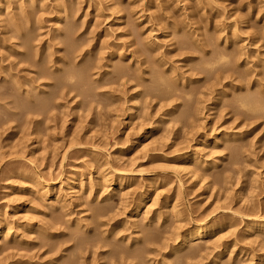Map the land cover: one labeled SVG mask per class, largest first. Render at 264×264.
<instances>
[{
    "label": "rangeland",
    "instance_id": "rangeland-1",
    "mask_svg": "<svg viewBox=\"0 0 264 264\" xmlns=\"http://www.w3.org/2000/svg\"><path fill=\"white\" fill-rule=\"evenodd\" d=\"M23 1L25 0H0V4L9 2L11 8L6 10V13L10 10L16 13L19 7L25 8ZM41 1L36 0V6L37 3L46 6L45 11H41L38 6L39 8L37 7L30 15L31 18L28 17L30 25L26 26V22H23L22 24L25 25L21 28L11 29L7 22L3 26L0 23V78L2 77L0 84L1 82L3 84L0 85V217L4 225L10 229L7 233L15 239L7 241L4 239L7 231L5 227L2 238L0 237V247L11 245L6 252L19 254L12 263L262 264L264 233H250L248 222L249 219H260V216L264 218L262 216L264 215V120L261 117L262 119L260 118L255 124L247 125V128L242 124V127L238 125V119L232 120L234 115L230 114L232 110H237V106L235 104L233 106L231 102L236 94L232 89L240 85L238 82L242 79L231 77V81L234 79L232 83L228 81L229 78L222 80L223 77L231 74L227 72L232 68L229 63H224L223 66H220V63L214 64L212 70L202 65H205L204 60H209L216 53L224 51L222 42L227 38L228 43L237 41V44H241L242 49L244 48L243 52L245 51L246 56L248 54L249 69L251 72L254 69L252 77L251 75L248 77V79L251 77L250 82L257 77H260V80L264 77V0H58V4L66 1L73 4L72 16L69 13L67 19L59 21V24H56L58 21L54 19V8L57 4L55 0ZM119 9L125 11L120 20L116 21V12ZM19 19L27 20L22 16ZM64 23L75 24V33L70 35L75 43L71 38L69 39L72 45H78L81 41L83 44L88 41L91 45L97 42L88 57L93 60L101 59L99 60L101 71L104 70L106 56L111 50L116 55L120 54L117 58L120 57L121 65L124 62L122 67L126 68V77L110 83L109 81L113 80L111 68H108V71H111L103 78L96 73L95 75L90 73L92 76L84 73L82 77L85 75L83 79L86 84L83 82L84 86L80 84L79 87L77 84V87L80 88L81 93L83 90L85 93L89 92L88 96L87 94L82 96L76 92L77 90L74 92L61 90V87L55 88V83L53 84L55 80L51 82L52 78L51 80L38 78L37 84L35 81L24 82V78L34 77L33 70H39L34 66L37 65L38 58L40 61L42 59L44 64L41 65V61L37 67L44 66L48 74L53 68L58 70L63 67L64 70L59 69L57 73V75L60 73V76L64 71L66 72L63 75L72 69V64L68 65V68L60 60L62 56L66 57V49H68V40L64 38L66 30ZM5 29L10 32L6 34ZM26 31L30 34L32 32L31 49L21 45L19 33L27 34ZM184 35H187L186 37L193 43L197 41L200 45H205L203 54L198 52L195 54L192 51L194 55L189 51L186 52L181 42V37L184 38ZM147 41L149 45L155 46L147 47ZM148 48H153L154 53L157 54L154 56L152 55L154 53L149 54ZM142 49L146 55L143 54L144 52L141 53ZM18 50L28 53L24 54L28 57V61L17 54ZM209 54L212 55L211 58L207 56ZM149 56H157L161 62L166 60L167 64L160 67V70L161 68L163 70L158 71L162 72L165 78L167 77L165 80L173 90L170 94L177 97L171 103L175 104L169 113L172 115L166 116L165 119L162 115L166 114L167 107L163 105L168 100L165 101L160 93L164 85L157 84L159 81L150 71L155 70V66L149 63ZM89 58L86 56L84 59L88 61ZM117 58L113 64L119 61ZM79 60L78 58L77 61ZM77 66L74 68L82 69V65ZM199 66L201 70L197 69ZM219 67L222 69L219 70ZM237 67L239 66L234 65L233 70L235 71ZM45 69L42 67V70ZM172 75L176 80L174 78L170 80ZM12 76H15V79ZM153 77L156 78L154 82ZM96 78H100L102 84L107 81L108 83L100 87L102 84L99 85ZM12 79L22 81L20 92L27 90L28 95L32 94L35 99H38L42 92L45 95H41L39 99L50 97L52 106L50 103L51 108L46 111L48 113L27 112V108L31 105L25 102L15 104L14 107L5 106L10 92L14 91V95L17 94ZM92 79H95L94 84L91 82ZM6 80L11 81L12 84L7 83ZM87 81L88 84L92 83L88 91ZM260 82L264 85V79ZM244 83L245 81L242 80L241 85ZM220 86L229 87L227 92L225 91L227 97H222L221 101L216 99V92ZM253 87L250 90L256 92ZM212 88L215 93L211 91L210 95L208 92ZM262 89L264 90L263 87L256 90L262 91ZM189 90H192L189 103L196 101L199 115L196 114L192 120L182 121L178 118L188 100V97L184 98V94ZM135 94H138L137 98L133 97ZM19 97L17 98L16 95L15 99L22 101V97ZM2 98L7 101H3ZM134 99L140 100L137 104L140 108L131 111ZM228 110L231 112L229 113ZM157 122H159L158 126L155 127ZM217 137V144H213V139ZM130 146H134V149L129 150ZM188 155L192 156V160L184 163ZM115 171L122 172L121 181H118L116 175L118 176L119 173ZM39 177L41 183L55 182L49 187L50 192L46 196L41 194L44 189L42 191L40 185L36 184L35 178ZM99 177H104L105 181L101 183ZM80 180L83 188L77 191L71 189ZM154 180L157 185H154ZM118 183L121 187L117 188L115 185ZM149 185L152 187L151 192L154 193L147 202L148 207L143 209L139 217H134L132 220L129 214L135 207L137 198ZM122 189L125 192L123 194ZM54 195L60 196V201L51 205L49 201L42 200L46 197L53 199ZM151 205L155 206L151 207ZM172 205L175 206V214L178 211V214H181L177 216L178 220L175 214L173 217V213L168 217L164 216L165 208ZM98 206L107 207L103 211L104 214L103 212L99 214L101 207L97 210ZM57 214L62 218L61 223L59 221L56 224L54 216ZM186 215L188 218L185 217ZM168 218L171 221L167 223L164 219L168 220ZM131 220L135 224L131 223ZM177 221L180 226L184 225L182 229L212 221H218L220 228L215 235H212L213 238L206 237L199 245L190 246L172 255L169 245L160 246L159 243L164 237L169 236ZM168 225L171 228L167 227ZM133 237H138V240L132 241ZM153 238H158V241L150 245L152 249L149 247L148 250H140V257L133 253L143 248L142 242ZM218 245L222 248L219 253L216 249ZM3 257L0 255V264H4Z\"/></svg>",
    "mask_w": 264,
    "mask_h": 264
},
{
    "label": "bare ground",
    "instance_id": "bare-ground-1",
    "mask_svg": "<svg viewBox=\"0 0 264 264\" xmlns=\"http://www.w3.org/2000/svg\"><path fill=\"white\" fill-rule=\"evenodd\" d=\"M8 1H11V0H8ZM43 1V0H42ZM41 1V2H42ZM57 1L58 0H55V3H57ZM247 1V0H246ZM259 1V0H258ZM61 2V1H60ZM69 2V1H68ZM67 1L66 2H64V3H60V4H56L55 5V8H54V15H55V17H54V19L56 20V21H58V23L56 22V24H59V21L61 22V21H64V19H67L66 17H68L67 15H69V13L71 14L70 16H72V12H71V9L73 8V4H72V2L70 3H68ZM249 2V1H248ZM40 4V3H39ZM38 3H37V5L40 7H38V6H36V0H25V1H23V5H25L24 7L25 8H21V7H19L18 8V11L16 10V9H14V10H16L17 12L15 13V11H9V12H7L6 13V10H9V8H11V7H9V2H5L4 4H0V23L2 24V26L5 24V22H7V24L8 25H10V26H8V27H10L11 29H16L17 27L18 28H21V26H24L25 24H26V26L27 25H30V22H29V18H31V16L30 15H32L34 12H35V10L37 9V7L41 10V11H45V7L46 6H44V5H39ZM247 4V3H246ZM249 4V3H248ZM261 4V3H260ZM33 5V6H32ZM96 5V4H95ZM10 6H12V5H10ZM33 8H32V7ZM87 6H89V5H87ZM113 6V5H112ZM136 6H137V4H136ZM13 7V6H12ZM29 7H31L30 9H28ZM78 7H80V6H78ZM130 7V6H129ZM139 7H141V6H139ZM77 8V7H76ZM111 8V7H110ZM113 8H115V7H113ZM112 8V9H113ZM119 8V7H118ZM259 8H261V7H259ZM147 9V8H146ZM149 9V8H148ZM77 10V9H76ZM114 10V9H113ZM116 10V9H115ZM129 10V9H128ZM142 10V9H141ZM262 10V9H261ZM81 11V10H80ZM79 11V12H80ZM98 11V10H97ZM125 11V10H124ZM124 11H122V10H117V12H116V17H115V19H116V21H119L120 20V18L123 16V12ZM135 12V11H134ZM43 13V12H42ZM135 13H137V12H135ZM135 13H133V14H135ZM140 13V12H139ZM142 13V12H141ZM158 13V12H157ZM165 13V12H164ZM19 14H21L20 16H22V18H24V19H27L26 21H24L23 19L22 20H20L19 19V17L20 16H18ZM94 14V13H93ZM97 14V13H96ZM98 15V14H97ZM156 15V14H155ZM135 16V15H134ZM134 16H132V17H134ZM139 16V15H138ZM29 17V18H28ZM33 17V16H32ZM155 17V16H154ZM161 17V16H160ZM71 18V17H70ZM73 18V17H72ZM95 18V17H94ZM126 18V17H125ZM124 18V19H125ZM155 18H157V16L155 17ZM156 20V19H155ZM66 21H68V20H66ZM69 21H70V19H69ZM74 21V20H73ZM136 21V20H135ZM25 23L24 25L22 24V23ZM52 22V21H51ZM54 22V23H55ZM96 22V21H95ZM70 23V22H69ZM135 23V22H134ZM6 24V25H7ZM77 24V23H76ZM93 24V23H92ZM64 27H65V40L67 41L68 40V42H67V44H68V49H66L67 50V53L65 54V58H64V56H62V58H63V60H62V58L60 59L62 62H63V64H64V66L66 67H68L69 68V66L68 65H71V66H73L72 67V69H69V71H67L68 73H66L65 75H63L64 74V72H66V71H64L63 72V74H62V76H60L61 74L59 73V75H57V73L60 71L59 69H61V68H58V70L57 69H54L53 67V73L51 74H48L49 72L45 69V67L44 66H42L44 69H45V71L44 70H42V67L41 66H38L37 67V65H40L39 63L42 61V59H41V61H40V59L38 58V60L36 61V64L37 65H35L34 64V66H36V69L37 68H39V70H33V74H34V77H30V78H24L23 80H24V82H34L35 81V83L37 84V82H38V78L39 79H48V78H50V80H51V78H52V80H51V82L53 81V80H55V82H53V84L55 83V88H62L61 90H64V89H67V90H69V91H74L75 92V90H77L76 92L78 93L79 92V94H82V96L83 95H85L86 96V94H87V96H88V94H89V92H87V93H85L84 91L85 90H83V93H81L80 92V84H83V86L86 84L85 83V79H83L84 77H85V75L82 77V74H84V73H91V74H94L95 75V73L96 74H99L100 75V78H103V76H105V75H107L108 73H110V71L111 70H109L108 71V68H111L112 69V75H113V77H112V81H109L110 83H112V82H117L118 80H120V79H122L123 77H126V68H123L122 67V65L124 64V62H123V64L121 65L120 63H122L119 59H120V57H119V59L117 58L118 56H120V54L119 55H116V53L114 52V51H112L111 50V52L110 53H108L107 54V59H106V61H105V64H104V70L103 71H101L102 69H101V67L99 66V60H101V59H97V60H93L92 58H89L88 56H89V54H90V52L92 51V48H93V45H97L96 43L97 42H95V43H93L92 45L87 41H85L86 42V44L87 43H89V45H86V44H83V42L81 41L78 45H72V42L70 41L69 42V39L71 38L70 37V35L73 33H75L74 32V25L75 24H68V23H64ZM96 25V24H95ZM94 25V26H95ZM92 26V25H91ZM1 27V26H0ZM7 27V28H8ZM28 27H30V26H28ZM31 27H32V25H31ZM63 27V28H64ZM139 27V26H138ZM5 28V27H4ZM9 28V29H10ZM58 28V27H57ZM10 29V30H11ZM29 29V28H28ZM6 30V29H5ZM27 30V29H26ZM130 30V29H129ZM62 31V30H61ZM219 31V30H218ZM4 32H6V34L8 33V32H10V31H8L7 32V30L6 31H4ZM27 32V34H23V33H19V35H20V38H21V45H23V47L25 46L26 48L27 47H29L30 48V46H31V41H33L32 40V36H31V34H32V32H31V34L29 33L30 32V30H29V32L28 31H26ZM26 32H24V33H26ZM141 32V31H140ZM223 32V31H222ZM17 32H15V34H16ZM126 33V32H125ZM187 33V32H186ZM4 34V33H3ZM63 34V33H62ZM223 34V33H222ZM57 35V34H56ZM76 35V34H75ZM220 35H221V33H220ZM220 35H219V37H220ZM258 35V34H257ZM9 36H11V35H9ZM73 36V35H72ZM187 35H184V38L183 37H181L182 38V40H181V42H183V44L182 45H184V47H185V50H186V52H188L189 51V53H192V54H194L193 52H195V54H196V52H198V54H203V46H205V45H200V43H198L197 41H194V43L188 38V37H186ZM191 36V35H190ZM260 36V35H259ZM12 37V36H11ZM212 37V36H211ZM225 37V36H224ZM230 37H231V35H230ZM234 37V36H233ZM8 38V37H7ZM55 38V37H54ZM94 38V37H93ZM98 38V37H97ZM190 38H192V37H190ZM194 38V37H193ZM10 39V38H9ZM8 39V40H9ZM62 39V38H61ZM90 39V38H89ZM146 39V38H145ZM211 39V38H210ZM217 39V38H216ZM252 39V38H251ZM256 39V38H255ZM63 40V39H62ZM71 40L72 41H74L72 38H71ZM142 40V39H141ZM170 40V39H169ZM196 40V39H195ZM224 40V39H223ZM79 41V40H78ZM91 41V40H90ZM149 41V40H148ZM147 41V42H148ZM172 41V40H171ZM200 41H202L201 39H200ZM216 41V40H215ZM257 41V40H256ZM259 41V40H258ZM5 43H6V41H4ZM102 42H103V40H102ZM196 42V43H195ZM213 42V41H212ZM224 42V43H223ZM222 42V46H223V49H224V51L223 52H218V54L216 53L212 58L210 57V56H212V55H207V56H209L211 59H209V60H207L206 59V61L202 58V60H204V62H205V65L203 64L202 66H206V68L208 67L209 68V70H212V67H213V65L214 64H217V63H220L219 65L221 66H223V64L224 63H229L230 65L229 66H231L232 68H229V70L227 71V72H230L231 74H229L228 76H225V77H221L222 78V80H225V79H228V81L230 80H232L231 79V77H233L234 78V76H235V78L234 79H242V80H244L245 81V83L243 84V85H241V82H242V80H241V82L239 81L238 82V84L240 83V85H236V86H234L233 87V92L234 93H236V94H234L235 95V97L233 98V101H231L232 102V105L234 106V104L237 106V110H232V112L231 111H229V113L231 112V114L230 115H234V118L232 119V120H239V124L238 125H240L241 127H242V125H244L245 126V128H247V125H250V124H252V123H254L255 124V122H257L261 117L263 118V120H264V90L262 89V91H258V90H256L257 88L259 89V88H261V87H263L264 88V85L260 82L262 79H264V77H262V79L260 80V77H257V79L256 80H253L252 82H250V78L252 77V72L254 71V69H252V72H251V70L249 69L250 67L248 66L249 65V63L247 62V56H248V54H247V56H246V54L243 52V49H242V47H241V44H237L238 42L237 41H234V43L232 42V44L231 43H228V40H227V38H226V40H224ZM71 43V44H70ZM74 43H75V41H74ZM209 43V42H208ZM211 43V42H210ZM242 43V42H241ZM256 43V42H255ZM258 43V42H257ZM256 43V44H257ZM105 44V43H104ZM144 44V43H143ZM147 44V43H146ZM151 44V43H150ZM175 44V43H174ZM173 44V45H174ZM180 44V43H179ZM219 44V43H218ZM253 44H254V42H253ZM252 44V45H253ZM264 44V43H263ZM21 45H19V46H21ZM69 45H70V47H69ZM102 45V44H101ZM154 44H152V46H153ZM172 45V44H171ZM213 45V44H212ZM215 45V44H214ZM248 45V44H247ZM262 45V44H261ZM36 46V45H35ZM143 46V45H142ZM152 47L151 45H149V42H148V45H147V47ZM155 46V45H154ZM243 46V45H242ZM250 46V45H249ZM254 46V45H253ZM257 46V45H256ZM264 46V45H263ZM262 46V47H263ZM15 47V46H14ZM66 47V48H67ZM99 47H100V45H99ZM146 47V46H145ZM157 47V46H156ZM182 47V46H181ZM207 47V46H206ZM209 47V46H208ZM221 47V46H220ZM2 48V47H1ZM22 48V47H21ZM20 48V49H21ZM34 48H36V47H34ZM101 48V47H100ZM158 48V47H157ZM170 48V47H169ZM259 48H261V47H259ZM28 49V48H27ZM31 49V48H30ZM29 49V50H30ZM102 49V48H101ZM112 49H114V48H112ZM141 49V48H140ZM145 49V51H146V53H148L147 52V50H146V48H144ZM148 49H150V48H148ZM152 49V50H151ZM150 50H148L150 53L149 54H151V53H154V49L153 48H151ZM257 49V48H256ZM2 50H4V49H2ZM94 50V49H93ZM109 50V49H108ZM115 50V49H114ZM133 50H135V49H133ZM132 50V51H133ZM156 50V49H155ZM10 51V50H9ZM26 51V50H25ZM99 51H100V49H99ZM131 51V52H132ZM138 51V50H137ZM145 51H143V49L141 50V53L142 52H144L143 54H145ZM191 51V52H190ZM193 51V52H192ZM220 51V50H219ZM222 51V50H221ZM247 51V50H246ZM1 52V51H0ZM17 52V54L20 56V57H23L24 59H27L28 57L26 56L28 53L27 52H22L21 50H18V51H16ZM15 52V53H16ZM29 52V51H28ZM31 52H33V51H31ZM117 52V51H116ZM174 52V51H173ZM209 52V51H208ZM213 52H215V51H213ZM14 53V52H13ZM21 53V54H20ZM106 53V52H105ZM139 53H140V50H139ZM159 53V52H158ZM168 53V52H167ZM249 53V52H248ZM251 53H253V52H251ZM256 53V52H255ZM4 54V53H3ZM24 54H26L25 56H24ZM122 54V53H121ZM138 54V53H137ZM155 54H157V52L156 53H154V54H152L153 56L155 55ZM166 54V53H165ZM169 54V53H168ZM188 54V53H187ZM194 54V55H195ZM260 54V53H259ZM10 55V54H9ZM17 55V56H18ZM94 55V54H93ZM116 55V56H115ZM146 55V54H145ZM164 55V54H163ZM6 56H7V54H6ZM34 56V55H33ZM32 56V57H33ZM83 56V57H82ZM87 56V58H89V60L87 61V60H85L84 58ZM115 56V57H114ZM159 56H160V54H159ZM158 56V57H159ZM206 56V57H207ZM30 57V56H29ZM93 57V56H92ZM137 57V56H136ZM163 57V56H162ZM198 57V56H197ZM260 57V56H259ZM19 58V57H18ZM23 58H21V59H23ZM78 58L80 59L79 61H77L78 60ZM118 59L117 61L118 62H116L115 64H113V61L115 60V59ZM139 58V57H138ZM149 60H150V62L149 63H151V65L153 64L154 66H155V70H150L151 72H152V74L157 78V81H159V82H157V84L158 83H160L162 86L164 85V88L161 90V96H162V98H164V100L165 101H167V102H165L164 100H163V102H165L166 104L165 105H163L164 107L166 106L167 108V110L165 109V111H166V114L165 115H162L163 117H164V119H165V117L167 116L168 117V115H169V113L172 111V109L174 108V105L173 104H171V103H173L172 101H175V99H177V97L175 98V96H173V94L171 95L170 93H171V91H173V90H171L172 88L169 86V84H167L168 82H166L167 80H165V79H167V77L165 78L163 75V73L162 72H159V71H161V70H163L162 68H161V70H160V67H162L163 65L165 66V59H164V62L162 61H160V58H158L157 59V56L156 57H151V56H149ZM164 58V57H163ZM253 58V57H252ZM8 59H9V57H8ZM92 59V60H91ZM171 59V58H170ZM250 59V58H249ZM1 60H2V58H1ZM32 60V59H31ZM162 60V59H161ZM191 60V59H190ZM194 60V59H193ZM201 60V59H200ZM202 60H201V62H202ZM211 60V61H210ZM228 60H229V62H228ZM257 60V59H256ZM9 61V60H8ZM27 61H28V59H27ZM103 61V60H102ZM142 61V60H141ZM207 61H209V62H207ZM50 62H51V60H50ZM57 62H59V61H57ZM137 62V61H136ZM143 62V61H142ZM204 62H202V63H204ZM256 62V61H255ZM261 62H262V60H261ZM264 62V61H263ZM53 63V62H52ZM101 63V62H100ZM145 63V62H144ZM172 63V62H171ZM222 63V64H221ZM256 63H258V62H256ZM42 64H44V62L42 61V63H41V65ZM54 64V63H53ZM167 64V63H166ZM255 64V63H254ZM30 65V64H29ZM77 65H82V69L80 68V69H78L79 67H81V66H77ZM114 65V66H113ZM127 65V64H126ZM152 65V66H153ZM239 66V67H237V69L234 71L233 70V66ZM63 66V65H62ZM71 66H70V68H71ZM74 66L76 67H78V68H74ZM147 66V65H146ZM163 66V67H164ZM167 66V65H166ZM256 66H257V64H256ZM259 66V65H258ZM260 66H262V65H260ZM259 66V67H260ZM13 67V66H12ZM41 67V68H40ZM135 67V66H134ZM158 69H157V68ZM197 67H198V65H197ZM201 66H199V68H197V69H202V68H200ZM215 67V66H214ZM226 67H228V66H226ZM32 68V67H31ZM49 68V67H48ZM153 68V67H152ZM171 68H173V67H171ZM170 68V69H171ZM175 68V67H174ZM196 68V67H195ZM221 67H219V70H221L220 69ZM66 69V68H65ZM137 69V68H136ZM149 69V68H148ZM151 69V68H150ZM157 69V70H156ZM214 69V68H213ZM225 68H223V70H224ZM62 70H64L63 69V67H62V69H61V71ZM159 70V71H158ZM173 70V69H172ZM204 70V69H203ZM232 70L234 71V73L232 72ZM239 70H241V71H243V72H241V71H239ZM255 70H256V68H255ZM9 71H10V69H9ZM47 71V72H46ZM142 71V70H141ZM169 71V70H168ZM214 71V70H213ZM213 71H211V73L213 72ZM216 71V70H215ZM225 71V70H224ZM11 72V71H10ZM128 72V71H127ZM164 72V71H163ZM171 72V71H170ZM169 72V73H170ZM55 73V74H54ZM62 73V72H61ZM161 73V74H160ZM167 73V72H166ZM175 73V72H174ZM263 73V72H262ZM90 74V75H91ZM136 74V73H135ZM151 74V73H150ZM151 74V75H152ZM226 74V73H225ZM10 75H13V74H10ZM9 75V76H10ZM145 75V74H144ZM214 75V74H213ZM216 75V74H215ZM251 75V77L248 79V77ZM260 75V74H259ZM264 75V74H263ZM86 76H88V75H86ZM92 76V75H91ZM136 76H137V74H136ZM171 76V74H169V76L168 77H170ZM7 77V76H6ZM12 77H14L13 79H15V76H12ZM12 77H10V78H12ZM129 77V76H128ZM130 77H132V75L130 76ZM129 77V78H130ZM155 77H153V82L154 81H156V78ZM216 77V76H215ZM2 78V77H1ZM1 78H0V80H1ZM100 78H96V82L98 83L99 82V85H100V83L102 84V81H100ZM137 78V77H136ZM172 78H174L173 77V75H172V77L170 78V80L172 79ZM5 79V78H4ZM12 79V80H13ZM20 79V78H19ZM128 78H126V80H127ZM139 79V78H138ZM140 79H142V78H140ZM175 79V78H174ZM234 79H233V81H234ZM239 79V80H240ZM10 80V79H9ZM9 80L7 81V83H11V81L9 82ZM17 80V79H16ZM95 80V79H94ZM93 79H92V81L91 82H93L94 81ZM169 80V79H168ZM176 80V79H175ZM215 80V79H214ZM222 80L220 79V81L222 82ZM2 81V80H1ZM37 81V82H36ZM74 81V82H73ZM106 81V80H105ZM130 81V83H131V80H129ZM142 81V80H141ZM173 81V80H172ZM195 81V80H194ZM219 81V82H220ZM233 81H231V83L233 82ZM85 84H84V83ZM88 82L89 81H87V85H86V90L88 91V87L90 86V84H92V83H89L88 84ZM127 82V81H126ZM125 82V83H126ZM144 82V81H143ZM166 82V83H165ZM170 82V81H169ZM220 82V83H221ZM235 82H237V81H235ZM251 84H250V83ZM20 83L22 84V81H14L13 80V84H14V86L13 87H15L14 89H15V91H16V95H17V98L19 97L18 95H21L20 97H22V99L24 100H22V101H19V99L18 100H16L15 99V96L16 95H14V91H12V92H10V94L7 96V100L6 99H3L4 97H5V95H3L4 97L2 98V100L4 101H7V103H5V104H7V105H5V106H9V105H13L12 107H14V106H16V105H18L19 103H22V102H25V103H30V105H28V106H30L29 108H27V112H30V113H34V114H41V113H43V114H45V113H48V112H46V111H48V109L49 108H51L50 107V97H47V96H45V97H47L46 99L45 98H43L42 100L41 99H39L40 98V96L41 95H45V94H43V92H42V94L40 95V96H38V99L36 98H33L31 95H28V93L26 92V91H22V92H20ZM106 83H108V81L107 82H103V84L100 86V87H103L104 86V84H106ZM128 83V82H127ZM139 83H141V82H139ZM182 83V82H181ZM1 84H2V82H1ZM0 84V85H1ZM12 84V83H11ZM49 84V83H48ZM77 84H79V87H77L78 85ZM93 84H94V82H93ZM115 84V83H114ZM155 84V83H154ZM3 85V84H2ZM5 85V84H4ZM24 85H25V83H24ZM43 85V84H42ZM132 85V84H131ZM234 85V84H233ZM51 86V85H50ZM82 86V87H83ZM108 86V85H107ZM116 86V85H115ZM181 86V85H180ZM187 86V85H186ZM191 86V85H190ZM194 86V85H193ZM214 86V85H213ZM254 86V87H253ZM25 87V86H24ZM38 87H39V85H38ZM53 87H54V85H53ZM92 87V86H91ZM93 87H94V85H93ZM106 87V86H105ZM252 87H253V89L255 88V91L256 92H254V90L253 91H251L250 89H252ZM78 88H79V91H78ZM97 88V87H96ZM98 88H99V86H98ZM112 88V87H111ZM185 88H187V87H185ZM227 88H229V87H221L220 86V88L217 90L218 92H216V95H217V100H220L221 101V99H222V97H227L226 96V92H227ZM10 89V88H9ZM16 89H18V90H16ZM161 89V88H160ZM190 89V88H189ZM248 89V90H247ZM13 90V89H12ZM29 90V89H28ZM59 90V89H58ZM92 90H94V89H92ZM178 90V89H177ZM195 90V89H194ZM261 90V89H260ZM33 91V90H32ZM36 92L38 91V90H35ZM42 91V90H41ZM53 91V90H52ZM90 91V90H89ZM155 91V90H154ZM182 91H184V89L182 90ZM199 91H201V90H199ZM208 91V90H207ZM209 91L210 92H208L210 95H211V93L214 91L213 90V88L212 89H209ZM212 91V92H211ZM226 91V92H225ZM228 91H229V89H228ZM231 91V90H230ZM252 93H251V92ZM34 92V91H33ZM135 92V91H134ZM186 92V91H185ZM185 92H182V93H185ZM194 92V91H193ZM254 92V93H253ZM159 93V92H158ZM214 93H215V91H214ZM40 94V93H39ZM58 94V93H57ZM206 94V93H205ZM232 94V93H231ZM48 95V94H47ZM132 95V94H131ZM148 95V94H147ZM157 95V94H156ZM180 95V94H179ZM192 95V90L190 91L189 90V92H187L186 94H184V98H185V96L186 97H188L187 99V102H186V104L184 105V108H182L183 110L181 111V113L179 114V118L178 119H180V120H182V121H188V120H192L193 118H195L196 117V114H197V112H198V109H199V107L197 106V103H196V101H195V103H193L192 102V98H190V102H192V103H189V97ZM194 95V94H193ZM198 95V94H197ZM34 96V95H33ZM81 96V95H80ZM81 96V97H82ZM137 96H138V94H135L133 97H136L137 98ZM19 97V98H20ZM34 97H36V95L34 96ZM42 97H44V96H42ZM52 97V96H51ZM57 97H58V95H57ZM89 97H90V95H89ZM132 97V98H133ZM192 97V96H191ZM211 97V96H210ZM228 97H229V95H228ZM52 98H55V97H52ZM84 98V97H83ZM135 98V99H136ZM159 98V97H158ZM134 99V100H135ZM231 99V98H230ZM0 100H1V96H0ZM56 100V99H55ZM133 100V101H134ZM139 100V99H138ZM138 100H135V102H134V104H133V108H132V110L131 111H134V109H136V108H140L137 104H138ZM157 100V99H156ZM160 100H162L161 98H160ZM140 101V100H139ZM106 103V102H105ZM201 103H202V101H201ZM220 103H222V102H220ZM227 103H229V102H227ZM16 104V105H15ZM81 104V103H80ZM159 104V103H158ZM198 104H200V103H198ZM223 104V103H222ZM4 105V104H3ZM108 105V104H107ZM230 105V104H229ZM51 106H52V103H51ZM144 106V105H143ZM162 106V105H161ZM160 106V107H161ZM9 107H11V106H9ZM8 107V108H9ZM54 107H52V109H53ZM147 108V107H146ZM161 108H163V107H161ZM230 109H233V108H230ZM144 110V109H143ZM160 110V109H159ZM158 111V110H157ZM164 111V110H163ZM201 112V111H200ZM138 113H140V112H138ZM154 113H155V111H154ZM162 113V112H161ZM168 113V114H167ZM28 114V113H27ZM42 114V115H43ZM146 114V112L144 113V115ZM164 114V113H163ZM154 115H156V113L154 114ZM172 114H170L169 116H171ZM178 115V114H177ZM197 115H199V114H197ZM34 116V115H33ZM142 116V115H141ZM37 117V116H36ZM150 117V116H149ZM154 117V116H153ZM230 117V116H229ZM233 117V116H232ZM145 118V117H144ZM144 118H143V120H144ZM147 118V117H146ZM145 118V119H146ZM155 118V117H154ZM162 118V117H161ZM171 118V117H170ZM261 118V119H262ZM159 119V120H158ZM158 121H160L161 119L158 117ZM163 119V120H164ZM231 119H230V121H231ZM32 120V119H31ZM35 120V119H34ZM175 120V119H174ZM37 121H40V120H37ZM141 121V120H140ZM148 121V120H147ZM177 121V120H176ZM149 122V121H148ZM178 122V121H177ZM193 122V121H192ZM235 122V121H234ZM40 123V122H39ZM147 123V122H146ZM158 123L159 122H157L156 123V125H155V127H157L158 126ZM242 124V125H241ZM262 124H263V122H262ZM35 125H36V121H35ZM31 126V125H30ZM259 126V125H258ZM257 126V127H258ZM252 127V126H251ZM262 127V126H261ZM264 127V126H263ZM255 129V128H254ZM256 130V129H255ZM264 131V130H263ZM38 132V131H37ZM242 131H240V134H242L241 133ZM253 132V131H252ZM34 134V133H33ZM239 134V133H238ZM239 134V135H240ZM34 135H36V134H34ZM231 135V134H230ZM234 135V134H233ZM243 136H244V133H243ZM230 139V138H229ZM213 141L214 142H212L213 144H217V141H218V137L217 138H214L213 139ZM206 146V145H205ZM134 146H130L128 149L129 150H133L134 148H133ZM136 149V148H135ZM202 149V148H201ZM195 155V154H194ZM193 155V156H194ZM197 158V157H196ZM192 160V156H190V155H188L185 159H184V163H187V162H189V161H191ZM195 161V160H194ZM182 162V161H181ZM196 162V161H195ZM201 163V162H200ZM191 164V163H190ZM184 165V164H183ZM186 165V164H185ZM198 165H199V163H198ZM201 165V164H200ZM209 165V164H208ZM207 165V166H208ZM103 172V171H102ZM101 172V173H102ZM105 172V171H104ZM115 172H117V173H119L118 174V176L116 175V177H117V179H118V181H121L122 180V177H123V175H122V172L121 171H115ZM68 175V174H67ZM66 175V176H67ZM70 175V174H69ZM107 175V174H106ZM105 175V176H106ZM192 175H194V174H192ZM104 176V177H105ZM201 176V175H200ZM70 176H68V178H69ZM104 177L103 178H100L101 179V183H103L105 180H104ZM36 179V184H38V185H40V187H41V189H42V191H43V189H44V191L43 192H41V194H43L44 196H46V195H48V193L50 192L49 190V187L51 186V185H53V183H55V182H53V181H48V182H45V183H41V178L39 177V178H35ZM203 179V178H202ZM157 180V179H156ZM60 181V180H59ZM67 181V180H66ZM83 182V181H82ZM98 182V181H97ZM151 182H152V180H151ZM154 185H157V182H155V180H154ZM153 184V183H152ZM97 185H98V183H97ZM100 185V184H99ZM151 185V184H150ZM148 186V188H147V190L142 194V195H140V197H138L137 198V200H136V202H135V207L134 208H132V210H131V212H130V214H129V217L133 220V218L134 217H139V215L140 214H142V211H143V209L145 208V207H148L147 206V202L151 199V197H152V195H153V193L154 192H151V189H152V187L151 186ZM107 186V185H106ZM120 186V184L118 183V184H116L115 185V187H119ZM153 186V185H152ZM82 187V184H81V180L79 181V182H77L75 185H73L72 187H71V189H73L74 191L76 190H79L80 188ZM121 187V186H120ZM154 187V186H153ZM83 188V187H82ZM102 189V188H101ZM123 190V189H122ZM129 190H130V188H129ZM90 191V190H89ZM125 191H127V190H125ZM59 192V191H58ZM92 192V191H91ZM179 192V191H178ZM120 193V192H119ZM123 193H125L124 192V190H123V192H122V194ZM127 193V192H126ZM121 194V195H122ZM126 195V194H125ZM128 195H129V193H128ZM55 196V195H54ZM124 196V195H123ZM125 197V196H124ZM123 197V198H124ZM177 198H178V196H176ZM44 198V197H43ZM53 198V197H52ZM88 199V198H87ZM92 199V198H91ZM127 199V198H126ZM44 202H47V201H49V204L51 203V205H52V203H54V202H57V201H60V196H55L53 199H51V198H48V197H46V198H44V199H42ZM41 200V201H42ZM89 200V199H88ZM87 200V201H88ZM108 200V199H107ZM121 201H122V199H120ZM125 200V199H124ZM85 201H86V198H85ZM97 201V200H96ZM155 201H156V199H155ZM178 201V200H177ZM104 202V201H103ZM107 202H109V201H107ZM175 202V201H174ZM174 202H172V203H174ZM61 203V202H60ZM95 203V202H94ZM156 203H157V201H156ZM176 203V202H175ZM58 205H59V203H57ZM125 204H127L126 202H125ZM125 204H124V206H125ZM154 204H155V202H154ZM40 205V204H39ZM61 205V204H60ZM64 205H66V204H64ZM149 205V204H148ZM48 206V205H47ZM53 206H55V205H53ZM153 205H151V207H152ZM155 206V205H154ZM153 206V207H154ZM63 206H61V208H62ZM101 207V208H100ZM105 207V208H104ZM104 207H102V206H98L97 207V210H98V208H100L99 209V214H102V212L103 211H105V209L107 208L106 206H104ZM126 207V206H125ZM125 207H123V208H125ZM64 208H65V206H64ZM96 208V207H95ZM122 208V207H121ZM53 209V208H52ZM113 209V208H112ZM162 209V208H161ZM160 209V210H161ZM175 206L174 205H172L171 207H166L165 208V215L164 216H170V213H173V217H174V214L176 213L175 212ZM178 209V208H177ZM181 209V208H180ZM58 210V209H57ZM126 210V209H125ZM147 210V209H146ZM158 210V209H157ZM159 210V211H160ZM163 210V209H162ZM252 210V209H251ZM61 211V210H60ZM64 211V210H63ZM86 211V210H85ZM147 211H149V210H147ZM57 212V211H56ZM67 212V211H66ZM88 212V211H87ZM95 212V211H94ZM146 212V211H145ZM164 212V211H163ZM180 212H181V210H180ZM48 213V212H47ZM58 213V212H57ZM60 213V212H59ZM96 213V212H95ZM119 213V212H118ZM149 213V212H148ZM160 213H162V211L160 212ZM178 213H179V211H178ZM175 214L176 215V219H177V216L178 215H181V214ZM182 213V212H181ZM52 214H53V212H52ZM62 214V213H61ZM103 214H104V212H103ZM124 214V213H123ZM146 214V213H145ZM144 214V215H145ZM154 214V213H153ZM164 214V213H163ZM163 214H161V215H163ZM64 215V214H63ZM62 215V216H63ZM67 215V214H66ZM147 215V214H146ZM157 215V214H156ZM161 215H160V218H161ZM261 215V214H260ZM93 216V215H92ZM97 216H98V214H97ZM96 216V217H97ZM262 216H264L263 214H262ZM52 217V216H51ZM84 217V216H83ZM98 217H100V215L98 216ZM163 217V216H162ZM186 218H188L187 217V215L185 216ZM259 217V216H258ZM62 217H60V215L59 214H57L56 216H54V219H55V222H56V224L60 221V219H61ZM85 218V217H84ZM87 218V217H86ZM85 218V219H86ZM146 218V217H145ZM158 218V217H157ZM156 218V219H157ZM159 218V219H160ZM180 218V217H179ZM2 218L0 217V237L2 236V234H3V232L5 231V225H4V222H3V220H1ZM54 219H52V220H54ZM88 219V218H87ZM96 219V218H95ZM65 220V219H64ZM99 220V219H98ZM98 220H96V222L98 221ZM131 220V221H132ZM143 220V219H142ZM167 223H168V221L170 220L169 218H168V220H166V219H164ZM178 220V219H177ZM184 220V219H183ZM66 221V220H65ZM88 221V220H87ZM136 221V220H135ZM146 221V220H145ZM150 221V220H149ZM171 221V220H170ZM172 221H174V220H172ZM176 221V220H175ZM185 221V220H184ZM49 222V221H48ZM63 222V221H62ZM90 222V221H89ZM100 222V221H99ZM158 222V221H157ZM181 222V221H180ZM218 222V221H217ZM216 221H212V222H209V223H205V224H194L193 226H191L190 228H187V229H182L181 227H184V225L183 226H180V223H179V221H177V223H179V225H177V223H176V225H175V227L171 230L170 228H171V226H167V227H170V228H168V229H170L171 231L169 232V236L168 237H164V239H163V241L162 242H160L159 243V245L160 246H163L164 244L165 245H169V251H170V254H176L177 253V251H182V250H185V249H187V248H190V246H197V245H199L200 243H202V241L206 238V237H210V236H212V235H215L216 234V231H217V229H219L218 228V223H217ZM220 222V221H219ZM50 223V222H49ZM60 223H61V221H60ZM64 223H66V222H64ZM76 223V222H75ZM94 223H95V221L93 222V225H94ZM102 223V222H101ZM131 223H134L135 224V222H131ZM138 223V222H137ZM137 223H136V225H137ZM186 223V222H185ZM51 224V223H50ZM53 224V223H52ZM55 224V223H54ZM98 224V223H97ZM123 224V223H122ZM139 224V223H138ZM165 224V223H164ZM163 224V226H165ZM182 224H183V222H182ZM90 225H92V224H90ZM101 225V224H100ZM142 225V224H141ZM248 231L250 232V233H253V232H255V233H259V234H262V233H264V218L263 217H261L260 216V219H249V222H248ZM50 226V225H49ZM60 226V225H59ZM66 226V225H65ZM70 226V225H69ZM98 226V225H97ZM123 226V225H122ZM145 226V225H144ZM147 226V225H146ZM187 226V225H186ZM51 227H52V225H51ZM56 227V226H55ZM92 227H94V226H92ZM124 227V226H123ZM130 227H131V225H130ZM132 227H133V224H132ZM142 227H143V225H142ZM188 227V226H187ZM134 228H135V226H134ZM6 229H7V231H5L6 233H5V235H4V239L7 241L8 239L9 240H12V239H14L13 238V236L11 235V234H8L7 232L8 231H10V229L9 228H7L6 227ZM141 229V228H140ZM147 229H148V226H147ZM152 229V228H151ZM161 229H163V228H161ZM247 229V228H246ZM126 230H127V228H126ZM133 230V229H132ZM137 230V229H136ZM99 231V230H98ZM135 231V230H134ZM138 231V230H137ZM136 231V232H137ZM150 231V230H149ZM165 231V230H164ZM139 232V231H138ZM141 232V231H140ZM142 233V232H141ZM138 235H139V233H137ZM148 234V233H147ZM168 235V234H167ZM251 235V234H250ZM264 235V234H263ZM2 238V237H1ZM128 238V237H127ZM138 237H136V238H132V241H134L133 239H136V240H138L137 239ZM212 238H213V236H212ZM261 238H262V236H261ZM2 240V239H1ZM15 240V239H14ZM135 240V241H136ZM262 240H263V238H262ZM156 241H158V238H156V239H150V240H147L146 239V241H144V242H142V243H144L143 245H141V246H143V248H140V249H135L136 251L135 252H133V253H135V255L136 256H141V255H139L140 254V250H148L149 249V247H150V245H152V244H154L153 242H156ZM205 241V240H204ZM133 243V242H132ZM135 243H137L138 244V242H135ZM137 244H135V245H137ZM140 244V243H139ZM163 244V245H162ZM50 245V244H49ZM214 245H215V243H214ZM213 245V246H214ZM7 246V245H6ZM141 246H139V247H141ZM53 247H55V246H53ZM138 247V246H137ZM152 247V246H151ZM150 247V248H151ZM215 247V246H214ZM217 247H219V245L217 246ZM216 247V249H217V252L219 253L221 250H222V248H217ZM11 248V245L9 246H7V247H5V246H3V247H0V255H3L4 257V261L2 262V263H4V264H13L12 262V260L13 259H16V257H19V254H16V253H14V252H6L8 249H10ZM14 248V247H13ZM51 248V247H50ZM57 248H58V246H57ZM165 248V247H164ZM19 249V248H18ZM152 249V248H151ZM196 249V248H195ZM53 250V249H52ZM194 250V249H193ZM14 251V250H13ZM132 251V250H131ZM132 253V254H133ZM219 255V254H218ZM138 257V258H139ZM63 259V258H62ZM137 259V258H136ZM262 260V264H264V258H262L261 259ZM17 261V260H16ZM72 263V262H71ZM69 264H70V262H69ZM261 264V263H260Z\"/></svg>",
    "mask_w": 264,
    "mask_h": 264
}]
</instances>
